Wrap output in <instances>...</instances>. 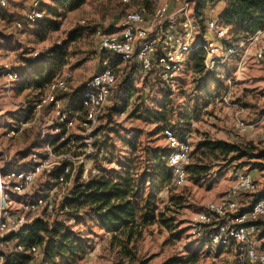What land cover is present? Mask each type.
<instances>
[{"label": "rangeland", "instance_id": "obj_1", "mask_svg": "<svg viewBox=\"0 0 264 264\" xmlns=\"http://www.w3.org/2000/svg\"><path fill=\"white\" fill-rule=\"evenodd\" d=\"M27 1L13 0L8 7H0V65L11 64L21 76L10 86L0 82L1 166L13 163L18 165L41 145L38 143V123L33 124L31 111L26 115L23 132L10 135V131L21 121L16 118H21L22 113H25V105L30 110L48 86L41 90L25 87L27 66L37 59L33 57L34 52H38L42 55L40 58L49 62L52 57L45 54L47 50L57 46L59 42L66 46V63L58 69L56 77L65 70L72 71V68L78 67V60L85 56L89 59L96 53V45L92 41L96 42L98 26L93 16L98 11L100 33L110 34L117 31L110 24L117 23L118 27L129 11L144 10L147 16H151L165 3L172 4L174 9L179 6L176 0H133L131 5H125L123 0H92L87 4L88 10H76L73 13L56 10L51 0ZM36 1L40 11L44 12L45 19L58 23L57 29L44 32L39 23L25 22L22 29L15 27L16 19L24 21L25 14L22 15V11L28 10ZM189 1L195 6L198 0ZM51 10L60 15L55 16ZM83 21L85 25L82 24ZM77 29H80L78 35L66 43L71 32ZM253 49V45L246 44L229 64L215 71H207L203 63L202 68L196 67L199 59L193 53L188 57L175 89L164 88V84L156 76L138 67H125L119 60L104 55L102 69L106 64L112 66L118 76V83L100 118L93 154L85 158L84 165L76 168L72 185L66 188L67 192L72 195L78 176H81V182H88L93 178L94 169L99 171L97 176H121L131 170L136 171L133 176L141 175L145 171V153L148 149L166 148L161 131L168 126L154 121L155 116L164 112L163 108L169 112L172 121L170 126L179 136L190 141V165L203 164L210 171L200 181L188 177L183 186L175 185L172 173V179L157 191V205L166 214L168 225L155 224L147 227L143 236L126 249L120 246L121 239H112V233L100 229L92 218L86 217L78 225L75 222L69 223L72 230L86 241V252L81 259L75 263L68 260L53 262L45 259L40 252L38 256H30L27 264H165L172 259L186 261L191 255L199 257V264H243L245 249L236 244L226 248L205 249L204 242L193 232L192 221L205 204L234 191L237 177L241 173L253 172L255 177H252L257 183L258 191L264 190V172L242 165L246 160L230 164L218 154L202 155V150L199 149L202 142L223 140L228 143L252 144L264 150L261 142V129L264 125V66L255 65ZM244 58L246 64L241 67L240 60ZM88 59L83 73L93 76L98 71V62ZM75 106L79 109V103ZM81 132L79 126L70 131L67 143L57 146V152L68 151L75 156L86 154L87 148ZM167 168L171 170L168 164ZM85 170H88V175L83 178ZM59 173L60 170L44 173L27 199H55L64 193V188L56 183ZM144 188L145 192H149V183ZM255 195L238 196L242 210L245 209L242 207L245 206L244 202L250 204Z\"/></svg>", "mask_w": 264, "mask_h": 264}, {"label": "built area", "instance_id": "obj_2", "mask_svg": "<svg viewBox=\"0 0 264 264\" xmlns=\"http://www.w3.org/2000/svg\"><path fill=\"white\" fill-rule=\"evenodd\" d=\"M11 1L0 0V7H8ZM132 1L123 0V3L131 5ZM176 1L179 5L177 8L171 9L170 4L165 3L151 16H147L144 10L127 12L116 32L98 33V50L119 60L125 67H138L156 76L167 89L176 88L185 63L193 53H203L205 69L215 71L229 64L250 43L254 46L255 65L264 66V31L235 42L229 34V28L218 20V6H212L203 21H200L195 18L193 3L189 0ZM38 5L37 1L34 2L26 11L24 21L15 22V27L22 29L24 22L34 24L43 20L45 15ZM39 56L38 52H34V58ZM245 64V58L241 59V67ZM0 77L7 84H13L21 78L20 73L9 63L0 65ZM72 80L73 72L70 70L57 75L30 110L25 105L23 118L10 131L11 136L23 132L26 115L31 111L33 124L38 123L41 145L23 167L0 165V264L9 263L14 253L32 257L42 252L39 247L28 249L18 240L11 239L35 219L51 224L58 215L70 211L65 202L71 197V192L68 193L66 188L72 185L76 168L84 165L85 158L93 154L100 118L118 83V76L113 68L107 66L88 79L81 93L79 109L64 98L73 91ZM77 126L82 131L86 154L75 156L68 151L57 152V146L66 144L70 131ZM162 136L170 152L167 164L173 172V182L176 186H183L188 180L187 167L192 153L190 141L171 128H165ZM261 142L264 145V125ZM55 170H60L56 183L65 192L55 199H27L34 192L37 180L44 173ZM92 174L97 176L99 171L94 169ZM87 175L88 170H85L82 177ZM258 192L254 178L249 173H241L234 191L227 192L220 200L205 204L192 221L193 232L204 242L205 249L226 248L236 244L245 249L244 259L248 264H264V238L259 239L260 231L255 225L264 219V191L247 210L241 209L238 200L239 195ZM24 199L26 201H22ZM247 206L249 204L242 207Z\"/></svg>", "mask_w": 264, "mask_h": 264}, {"label": "trees", "instance_id": "obj_3", "mask_svg": "<svg viewBox=\"0 0 264 264\" xmlns=\"http://www.w3.org/2000/svg\"><path fill=\"white\" fill-rule=\"evenodd\" d=\"M51 1L57 8L56 10L74 12L82 8L88 0ZM225 1L226 7L218 13V20L229 28L233 41L245 40L258 31L264 30V0ZM220 2L221 0H198L194 9L195 18L203 21L206 12L212 6H218ZM55 12L51 10L55 16L60 15ZM37 23L44 32L55 30L58 27L56 21L45 19V17ZM79 32L80 29L71 32L70 39L66 43L75 38ZM66 50V46H62V43L57 44L45 53L52 57L49 62L40 58L42 55L31 62L27 66L25 87L30 86L35 90H41L50 84L58 69L66 63ZM195 55L199 59L196 67L202 68L204 54L198 52ZM83 89L84 85L64 98L75 106L79 103ZM162 110L164 112L155 116L154 121L159 124L163 123L168 126L165 128H171L180 135L170 126L172 121L169 112L165 108ZM199 149L202 150V155L215 156L218 154L221 159L230 164L246 160L247 162H243L242 165L264 172V150L252 144L214 140L202 142ZM169 153L167 147L148 149L145 153L147 157L145 171L138 176H133L136 172L133 170L121 176H94L88 182H81V176H78L72 195L65 202L70 210L68 213L58 215L51 224L35 219L11 240H18L19 244L28 249L32 246L39 247L48 261L68 260L75 263L86 252L87 245L82 236L72 230L69 223L75 222L78 225L89 217L99 225L100 229L112 233V239H121L120 246L126 249L133 241L143 236L147 227L155 224L168 225L169 220L166 214L160 211L157 205V191L165 182L172 179L173 172L167 168ZM209 171L210 168L203 164H192L187 167L188 177L194 181H200ZM147 183L150 187L149 192H145L144 188ZM259 195L260 192L255 195L254 199L252 198L249 206L244 210H247L259 198ZM255 225L260 231L259 239L264 238V219L259 220ZM29 258L28 255L14 253L9 264H27ZM165 264H199V257L191 255L186 261L172 259ZM243 264L248 263L245 261Z\"/></svg>", "mask_w": 264, "mask_h": 264}, {"label": "crops", "instance_id": "obj_4", "mask_svg": "<svg viewBox=\"0 0 264 264\" xmlns=\"http://www.w3.org/2000/svg\"><path fill=\"white\" fill-rule=\"evenodd\" d=\"M29 2H30V0H28ZM27 1V2H28ZM91 1L92 0H88V2L86 3V5H84L81 9H79L78 11H82L83 9H89V6H87V4H89V3H91ZM170 4V3H169ZM27 5V4H26ZM20 6V5H19ZM170 6H171V9H174L173 8V6H172V4H170ZM226 7V1L225 0H221V2H220V4L218 5V12H221L224 8ZM14 11H18L19 9H13ZM27 11V10H26ZM26 11H22V15H24L25 13H26ZM75 12H77V11H75ZM75 12H73V13H75ZM93 18L94 19H96V25L98 26V28L96 29L97 31H96V42L95 41H92L95 45H96V47H94V51L96 52V53H94V54H92L90 57H89V59L88 58H86V56L85 57H83L81 60H78V67H76V68H72V72H73V80H72V82H71V87L73 88V89H77V88H79V87H81V86H83L84 84H85V82L88 80V79H90L92 76H89L88 74H85V73H83V68L86 66V59H88V60H95V61H97L98 62V64H97V66H98V71L95 73V74H97V73H99L101 70H102V65H101V61H102V58H103V56L104 55H106V54H103V53H100V51L98 50V33H100V12L98 11V13L96 14V15H94L93 16ZM84 19V18H83ZM18 21V19H16L15 20V22H17ZM15 22H14V25H15ZM84 22V21H83ZM4 23V22H3ZM110 26L111 27H114V28H117V23L116 24H114L113 22L110 24ZM2 30H3V28H2ZM91 39H93V35L91 36ZM67 66H70V65H68L67 64ZM108 66V64H106V67ZM109 67H111L112 68V66H109ZM105 68V67H104ZM103 68V69H104ZM94 74V75H95ZM86 77H90V78H86ZM0 82H5L1 77H0ZM6 83V82H5ZM7 84V83H6ZM9 86L11 85V84H8ZM21 114V113H20ZM23 116H24V113H22V116H21V118L20 117H18V118H16L17 120H19V119H22L23 118ZM38 143H40V142H38ZM30 157V156H29ZM29 157H27V158H25V159H23L22 161H20L19 163H18V165H15L14 163L13 164H10V166H15V167H23V166H25L26 165V163H27V161L29 160ZM26 162V163H25ZM251 176H253V177H255V175H254V173L253 172H251V173H249ZM220 200V199H219ZM238 200L240 201V199L238 198ZM217 201V200H216ZM244 204H246V205H248V203L247 202H244ZM244 206V205H243Z\"/></svg>", "mask_w": 264, "mask_h": 264}]
</instances>
